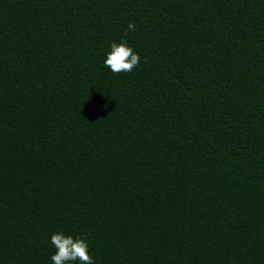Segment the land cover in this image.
Masks as SVG:
<instances>
[{
    "label": "trees",
    "instance_id": "1",
    "mask_svg": "<svg viewBox=\"0 0 264 264\" xmlns=\"http://www.w3.org/2000/svg\"><path fill=\"white\" fill-rule=\"evenodd\" d=\"M58 232L94 264H264V0H0V264Z\"/></svg>",
    "mask_w": 264,
    "mask_h": 264
},
{
    "label": "clouds",
    "instance_id": "2",
    "mask_svg": "<svg viewBox=\"0 0 264 264\" xmlns=\"http://www.w3.org/2000/svg\"><path fill=\"white\" fill-rule=\"evenodd\" d=\"M135 30V24L129 22L126 33ZM111 51L104 61L113 73L131 72L140 63V56L127 45L126 41L111 44ZM146 62V61H145ZM51 244L55 253L51 256L53 264H67V262L79 261V264H94L88 251V243L81 237L73 238L71 235L54 233L51 235Z\"/></svg>",
    "mask_w": 264,
    "mask_h": 264
}]
</instances>
